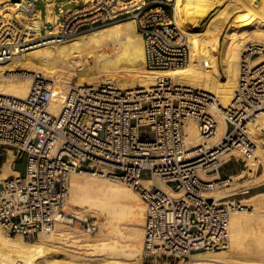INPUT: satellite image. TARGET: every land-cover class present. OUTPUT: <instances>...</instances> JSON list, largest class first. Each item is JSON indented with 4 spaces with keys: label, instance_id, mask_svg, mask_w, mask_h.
Returning a JSON list of instances; mask_svg holds the SVG:
<instances>
[{
    "label": "built area",
    "instance_id": "2783aa9c",
    "mask_svg": "<svg viewBox=\"0 0 264 264\" xmlns=\"http://www.w3.org/2000/svg\"><path fill=\"white\" fill-rule=\"evenodd\" d=\"M176 1L88 0L59 8L53 22L40 20L38 35L27 41L25 30L13 23L1 32L0 59L132 19L142 37L146 70L181 68L190 62V48L176 26ZM21 8L27 14L35 10L31 1ZM240 70L254 77L240 76L232 103L223 110L229 146L215 159L204 145L187 143L186 132L193 123L201 138H212L218 101L199 89L175 85L169 77L157 78L146 92L120 90L108 81L72 86L56 116L48 112L51 82L39 74L32 75L25 100L0 94V167L8 151L14 155L13 167L25 159L22 173L0 180V230L31 241L59 222H72L65 212L71 175L105 170L106 177L137 191L145 204L143 263L227 249L234 206L207 194L231 177L220 175L225 153L240 149L241 161L253 153L236 115L249 110L254 118L258 107L264 108V45L248 44ZM81 222L88 233L96 232L95 222Z\"/></svg>",
    "mask_w": 264,
    "mask_h": 264
},
{
    "label": "bare ground",
    "instance_id": "6f19581e",
    "mask_svg": "<svg viewBox=\"0 0 264 264\" xmlns=\"http://www.w3.org/2000/svg\"><path fill=\"white\" fill-rule=\"evenodd\" d=\"M27 1L0 0V42L3 28L13 23L25 30L26 41L38 35L39 15L27 14L21 8ZM174 19L190 48V62L184 67L147 71L141 34L135 21L126 19L67 41L27 47L8 60L0 59V94L25 100L30 95L32 78L10 73L17 68L41 73L56 83L50 90L48 105V112L56 116L65 104L74 77L78 78L75 86L91 85L104 77L117 89L144 88L142 92L156 86L157 78L169 77L175 85L199 89L219 101L212 138H201L193 123L186 132L187 143L194 147L204 145L215 159L229 146L223 137L227 126L223 110L231 105L240 76L254 77L253 72L240 70L241 49L246 50L248 44L264 45V0H177ZM258 108L254 118L249 110L233 113H240L236 122L246 142L252 144L253 153L246 159L247 170L231 176L224 186L233 185L245 174L251 179L238 186L253 188L264 184V108ZM232 157H243L241 150L232 149L222 159L228 162ZM13 160L14 155L8 151L0 167V180L21 173L13 169ZM258 162L263 170L255 176ZM116 180L106 177L105 170L70 177L67 202L81 209L75 215L82 220L102 217L101 229L94 236L63 222L31 241L0 230V264H142L145 204L137 191L120 182L118 185ZM142 182L150 185L147 180ZM158 185L166 189L162 183ZM223 190L207 196L222 199L234 195L232 190ZM229 202L234 208L229 214L227 249L200 252L188 260L162 264H264V191Z\"/></svg>",
    "mask_w": 264,
    "mask_h": 264
},
{
    "label": "rangeland",
    "instance_id": "374dc122",
    "mask_svg": "<svg viewBox=\"0 0 264 264\" xmlns=\"http://www.w3.org/2000/svg\"><path fill=\"white\" fill-rule=\"evenodd\" d=\"M9 19V18H7ZM12 19V18H10ZM122 21V20H121ZM246 46V45H245ZM244 50V47L241 49V52ZM145 67V66H144ZM146 69V68H145ZM21 74V77H25V76H28V77H31L32 78V75L33 74H39L41 76H43L41 73H29V72H26V71H22L20 70L19 68L16 69L15 72H11L10 74ZM23 73V74H22ZM18 76V75H17ZM46 78V77H44ZM221 78H223V76H221ZM47 79V78H46ZM49 80V79H47ZM51 82V84L53 86H51V89L53 90L55 87H56V83L55 82H52L51 80H49ZM77 81H78V78L77 77H74V79L70 82V86H75V85H78L77 84ZM102 82H105L104 81V77L101 78V80L97 81V82H94V84H98V83H102ZM86 84V83H85ZM93 84V83H92ZM219 102V101H218ZM221 115V114H220ZM262 139H264V135L261 136ZM255 145V143H254ZM4 161V160H3ZM246 159L245 161H241L240 157L237 158V160L235 158H232L230 161H228L227 163H225L221 168H220V175L221 176H233V175H239V173H241V171L243 170H247V167H246ZM262 163H257V167H256V171H255V176H257L258 174H260L263 170V165H261ZM14 170L16 171H19V172H23L24 169H25V159H22L20 161H17L15 163V166L13 168ZM254 176V177H255ZM251 175L249 174H245L244 177L241 179V180H236L234 181V184L233 185H228V186H224L222 188H219L217 189V191H222L223 189H227V188H230V189H227V190H232V193L234 192V195L230 196V197H226V198H222V201L224 202H227V201H237L239 199H242L244 197H247L249 195H252V194H256L258 192H262L264 191V184L260 185V186H256V187H253V188H249L247 187L246 185L241 187V186H238L239 183H243L245 181H248L250 180L251 178ZM104 179H108V178H104ZM108 181V180H107ZM237 182V183H236ZM117 184L119 185L120 183L117 182ZM120 185H124L125 187H128L126 186L125 184H120ZM236 187V188H235ZM130 188V187H128ZM131 189V188H130ZM234 189V190H233ZM133 190V189H132ZM226 190V191H227ZM135 191V190H134ZM224 191V190H223ZM81 209L78 208V207H75V206H71L68 204L67 202V205L65 207V212L68 214V219H73L72 222H67V223H64L66 226L70 227V228H73V229H77L81 232H86L83 228H82V222L80 218H78L76 215H75V212L76 211H80ZM87 219L88 221L90 222H94L96 221V224H97V230L95 233L91 234V235H95L97 232H99V230L101 229V224H102V217H98V216H94V217H87L85 218ZM47 235V234H46ZM188 260V259H186ZM177 262V261H176ZM164 263V262H163ZM142 264H145V263H142ZM162 264V263H161Z\"/></svg>",
    "mask_w": 264,
    "mask_h": 264
},
{
    "label": "crops",
    "instance_id": "0c3cea01",
    "mask_svg": "<svg viewBox=\"0 0 264 264\" xmlns=\"http://www.w3.org/2000/svg\"><path fill=\"white\" fill-rule=\"evenodd\" d=\"M34 5V13L43 22H53L58 15L59 8L69 9L86 3L88 0H28ZM50 17V18H49Z\"/></svg>",
    "mask_w": 264,
    "mask_h": 264
},
{
    "label": "trees",
    "instance_id": "16d2710c",
    "mask_svg": "<svg viewBox=\"0 0 264 264\" xmlns=\"http://www.w3.org/2000/svg\"><path fill=\"white\" fill-rule=\"evenodd\" d=\"M171 263H175V262H171Z\"/></svg>",
    "mask_w": 264,
    "mask_h": 264
},
{
    "label": "water",
    "instance_id": "95a60500",
    "mask_svg": "<svg viewBox=\"0 0 264 264\" xmlns=\"http://www.w3.org/2000/svg\"><path fill=\"white\" fill-rule=\"evenodd\" d=\"M13 1H17V0H13Z\"/></svg>",
    "mask_w": 264,
    "mask_h": 264
}]
</instances>
